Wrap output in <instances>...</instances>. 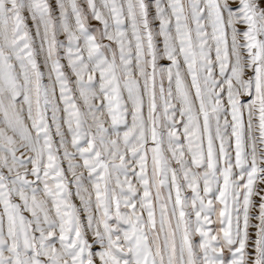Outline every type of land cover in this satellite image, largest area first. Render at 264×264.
<instances>
[{"label":"snow or ice","instance_id":"6c2138e0","mask_svg":"<svg viewBox=\"0 0 264 264\" xmlns=\"http://www.w3.org/2000/svg\"><path fill=\"white\" fill-rule=\"evenodd\" d=\"M0 264H264V0H0Z\"/></svg>","mask_w":264,"mask_h":264}]
</instances>
